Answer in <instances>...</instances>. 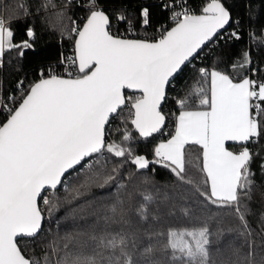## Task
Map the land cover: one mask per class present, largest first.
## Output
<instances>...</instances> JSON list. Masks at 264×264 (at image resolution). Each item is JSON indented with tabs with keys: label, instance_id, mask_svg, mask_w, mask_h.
<instances>
[{
	"label": "snow or ice",
	"instance_id": "obj_1",
	"mask_svg": "<svg viewBox=\"0 0 264 264\" xmlns=\"http://www.w3.org/2000/svg\"><path fill=\"white\" fill-rule=\"evenodd\" d=\"M71 3L67 0L65 7ZM78 6L87 13L80 18L83 23L75 22L69 33H61L65 39L75 37L71 54L61 53L58 65L39 69L34 81H18L15 92H0V264H41L28 257L25 248L28 240L44 234L46 220L59 227L61 218L53 221L60 209L59 197L55 196L58 187L67 193L64 202L72 203L92 186L104 188L116 182V198L110 206L115 216L124 206L121 192L138 177L137 173L159 166L179 178L189 145L202 150L210 188V197L204 199L217 209L234 212L248 231L244 198L252 184L255 158H260L259 168L264 173V145L260 144L264 139V80L243 73L237 80L218 67H200L196 72L206 86L196 89L198 106L191 109L186 99H174L178 100V114L173 131L168 139L155 144L152 158L138 153L132 143V131L144 141L162 132L168 135L169 114L163 106L169 99L171 82L206 45L244 38L239 30L241 21L234 18L226 0H206L199 10L191 6L190 0H162L160 7L172 26L161 25L156 30L158 36L151 39L146 31L141 32L152 23L151 5H141L136 11L127 7L109 11L100 0H85ZM25 7L22 4L21 11ZM30 19L26 12L10 17L0 10V68L8 53H13L10 64L12 58L22 60L26 51L35 50L36 31L31 23L25 29L27 39L14 40L12 25ZM121 25L123 32L113 31ZM245 35L246 47L229 66L233 72L253 65L251 51L264 50V28ZM251 72L254 76L257 68L251 67ZM126 89L139 94L128 96ZM126 105L130 106L127 117L121 115ZM113 118L120 127L111 125ZM113 131L122 137L120 143L108 139ZM229 142L239 145V149L230 150ZM250 144L257 147L250 148ZM109 155L123 159L109 169ZM125 163H130L135 173L125 172L116 181ZM81 173L83 183L68 187L66 174ZM139 178L149 185V177ZM152 198L147 192L140 196L145 205ZM77 213L78 209H72L62 219ZM135 214L147 220L145 207ZM172 234L170 231L171 259L176 261L180 257L176 255L177 245L171 243ZM201 235L207 245L208 230H202ZM92 240L113 254L124 243L118 233L99 240L93 235ZM197 255L207 264V247L189 250L186 264H196ZM106 260L107 264H120L119 256L115 260L108 256ZM61 264H96V257L66 253Z\"/></svg>",
	"mask_w": 264,
	"mask_h": 264
},
{
	"label": "trees",
	"instance_id": "obj_2",
	"mask_svg": "<svg viewBox=\"0 0 264 264\" xmlns=\"http://www.w3.org/2000/svg\"><path fill=\"white\" fill-rule=\"evenodd\" d=\"M45 0H26L27 10L21 11V3L17 0H0V10L5 16L15 17L30 14L31 19L27 22L14 23L15 41L27 39L25 29L29 23L34 25L36 39L35 50H28L23 59L12 58L13 53L5 57V65L0 68V92L4 95L15 92L17 83L24 80L30 83L37 78V72L41 68L56 66L61 60V53L69 56L73 48V40L65 39L61 33H69L75 22H83L80 18L86 16L84 7L85 0H72L70 5H55L51 8ZM55 3L59 0H53ZM19 2V3H18ZM67 2V0H66ZM104 9L109 11L129 8L138 10L141 5H151L152 23L146 31L149 38L157 37V25L166 21L167 13L160 4L162 0H100ZM191 6L199 10L206 0H190ZM227 6L233 13L234 18L241 21L239 29L242 36L240 41L226 44L220 41L219 44H209L197 54L190 65L183 70L171 82L168 90L169 99L163 106L168 115L166 128L168 135L163 132L157 134L147 141L134 137L133 146L138 153L146 154L152 158V150L160 138L168 137L174 128V120L178 113L177 97L188 101V108L198 106L199 97L195 95L196 89L204 85L199 78L196 69L200 67H218L230 76L239 79V74L249 75L250 78L264 80V50L251 51L253 65L257 72L253 76L251 67L248 69H237L233 72L230 69L233 57H238L241 49L246 47L247 36L250 30L259 32L264 28V0H226ZM64 9L60 12V8ZM7 14L4 10H7ZM26 8V7H25ZM38 13V14H37ZM58 16V17H57ZM234 28L235 25H230ZM113 31L123 32V26ZM62 41V43H61ZM251 45L252 42H248ZM137 92H126L128 96L138 95ZM129 105L121 111V115L127 117ZM115 127H120V122L113 118L110 122ZM131 129L130 123L127 125ZM109 140L120 143V137L114 131L108 137ZM264 145V139L260 141ZM232 149L239 148V145L228 143ZM250 148L257 146L250 144ZM123 158L108 157L109 169L119 164ZM260 158L254 159L251 165L253 172L252 184L248 197L244 198L247 205V220L249 230L243 228L236 214L229 209H217L210 204L205 196L210 197L209 184L202 163V150L198 146H186L183 160V171L179 172L176 178L170 170L155 166L137 173V176L128 184V188L121 192V199L124 206L121 212L115 216L110 213L111 203L116 198L115 183L104 188L92 186L84 194L72 201L65 203L64 197L67 193L63 187H58L55 196L59 197L60 209L53 216V221L61 218L59 227L56 224L45 221V232L38 238L28 240L25 248L26 255L39 260L44 264L47 257V264H61L65 254L87 253L94 254L96 264H107L106 257L116 256L120 258V264H186V254L189 250L207 247V264H264V173L259 168ZM125 172L135 173V168L130 163H125L124 169L120 170L116 181ZM150 178L149 185L141 182L139 177ZM84 176L81 173L66 174L68 187L78 186L83 183ZM126 183V181H125ZM83 191V190H82ZM48 190H46V193ZM152 195V201L145 203L140 199L142 193ZM224 203V201H216ZM42 210L47 214L46 206L40 204ZM141 207H145L147 220H141L135 214ZM72 209H78L77 215L62 219ZM108 217V219H105ZM50 229V231H47ZM208 230V244L205 245V237L201 235L202 230ZM77 231H83V235H76ZM172 232L171 243L177 245L176 255L179 260L171 259L173 252L169 244V232ZM118 233L123 238V247L117 248L115 254L102 245L95 244L93 235L97 240L106 234ZM70 236V239L66 237ZM183 237V239H181ZM28 239V238H25ZM67 245V247H65ZM151 249L146 252V249ZM124 253L123 255L121 253ZM196 264H203V257L197 255Z\"/></svg>",
	"mask_w": 264,
	"mask_h": 264
},
{
	"label": "rangeland",
	"instance_id": "obj_3",
	"mask_svg": "<svg viewBox=\"0 0 264 264\" xmlns=\"http://www.w3.org/2000/svg\"><path fill=\"white\" fill-rule=\"evenodd\" d=\"M14 1V0H13ZM17 1H20L21 3H24L23 5H26V6H28V4H27V2H26V0H17ZM60 2H56L55 3V1H53V0H45L44 2H46V3H48V5H49V7L51 8L52 6H55V5H65L67 2H66V0H59ZM19 3V2H18ZM63 6H61V8L59 9L60 10V12H62L64 9L62 8ZM23 10H27V7L26 8H24ZM5 11V13L7 14V12H8V8H7V10H4ZM58 17V16H57ZM170 136V135H169ZM169 136L168 137H166V138H160L157 142H156V144L159 142V141H161V140H166V139H168L169 138ZM43 195V194H42Z\"/></svg>",
	"mask_w": 264,
	"mask_h": 264
},
{
	"label": "built area",
	"instance_id": "obj_4",
	"mask_svg": "<svg viewBox=\"0 0 264 264\" xmlns=\"http://www.w3.org/2000/svg\"><path fill=\"white\" fill-rule=\"evenodd\" d=\"M171 23H172V22H170V21L168 20V16H167L166 21H164L163 23L157 25L156 29L159 28L161 25L169 26ZM156 34H157V36H158V32H157Z\"/></svg>",
	"mask_w": 264,
	"mask_h": 264
},
{
	"label": "crops",
	"instance_id": "obj_5",
	"mask_svg": "<svg viewBox=\"0 0 264 264\" xmlns=\"http://www.w3.org/2000/svg\"><path fill=\"white\" fill-rule=\"evenodd\" d=\"M238 80V79H237ZM191 109H195V108H191ZM178 114V113H177ZM230 148V147H229ZM239 148H237V149H232V148H230V150H233V151H236V150H238ZM202 163H203V168H204V161H203V159H202ZM209 190H210V188H209Z\"/></svg>",
	"mask_w": 264,
	"mask_h": 264
},
{
	"label": "water",
	"instance_id": "obj_6",
	"mask_svg": "<svg viewBox=\"0 0 264 264\" xmlns=\"http://www.w3.org/2000/svg\"><path fill=\"white\" fill-rule=\"evenodd\" d=\"M82 23H83V22H82ZM82 23H81V24H82ZM170 26H172V23H171L168 27H170ZM74 39H75V38H74ZM150 39H151V38H150ZM126 92H133V91H131V90H127V89H126V90H125V93H126Z\"/></svg>",
	"mask_w": 264,
	"mask_h": 264
}]
</instances>
